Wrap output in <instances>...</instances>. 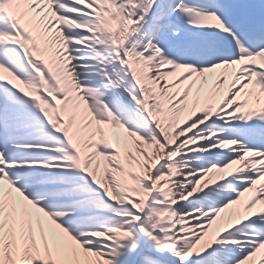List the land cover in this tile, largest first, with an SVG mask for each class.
Returning <instances> with one entry per match:
<instances>
[{
    "label": "snow or ice",
    "instance_id": "obj_1",
    "mask_svg": "<svg viewBox=\"0 0 264 264\" xmlns=\"http://www.w3.org/2000/svg\"><path fill=\"white\" fill-rule=\"evenodd\" d=\"M0 264H264V0H0Z\"/></svg>",
    "mask_w": 264,
    "mask_h": 264
}]
</instances>
